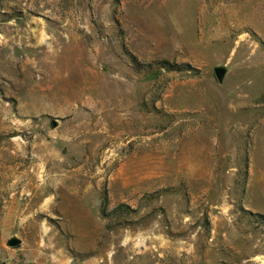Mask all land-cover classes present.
I'll list each match as a JSON object with an SVG mask.
<instances>
[{
  "label": "rangeland",
  "instance_id": "obj_1",
  "mask_svg": "<svg viewBox=\"0 0 264 264\" xmlns=\"http://www.w3.org/2000/svg\"><path fill=\"white\" fill-rule=\"evenodd\" d=\"M0 264H264V0H0Z\"/></svg>",
  "mask_w": 264,
  "mask_h": 264
},
{
  "label": "water",
  "instance_id": "obj_2",
  "mask_svg": "<svg viewBox=\"0 0 264 264\" xmlns=\"http://www.w3.org/2000/svg\"><path fill=\"white\" fill-rule=\"evenodd\" d=\"M215 74H216V77H217V80L219 82H222L225 75H226V70L225 69H222V68H217L215 69ZM21 241L14 238V239H11L9 242H8V246L10 248H15L17 247L18 245H20Z\"/></svg>",
  "mask_w": 264,
  "mask_h": 264
}]
</instances>
